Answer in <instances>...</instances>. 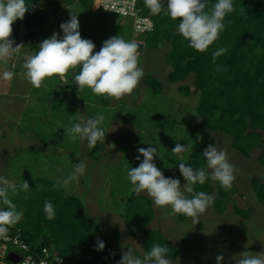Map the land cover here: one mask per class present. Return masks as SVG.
Instances as JSON below:
<instances>
[{"label":"rangeland","instance_id":"obj_1","mask_svg":"<svg viewBox=\"0 0 264 264\" xmlns=\"http://www.w3.org/2000/svg\"><path fill=\"white\" fill-rule=\"evenodd\" d=\"M66 7L69 8L56 21L63 19L65 22L70 19L71 12H75L79 18L81 37L92 40L96 45L95 51H99L103 42L113 36L120 35L129 42L138 40V34L135 36L127 19L113 17L99 7L90 10L77 8L82 7L81 4ZM55 24L49 18L37 29L41 40L47 39L52 31H58L63 36L61 28H55ZM22 44L25 47L29 45L27 41ZM169 50V44L158 49L144 48L139 56V66L144 70L140 83L131 93L114 98L108 107L103 103L104 96H97L87 88L78 92L74 84L78 67L64 74L65 82L59 75L45 78L40 87H34L26 80L25 84H29L32 94L27 104L28 112L35 118L32 121L33 130L38 138L31 141L33 147L27 144L13 157L10 153L0 152L4 156V161L1 160L4 165L0 163V177L10 182L9 187H22L24 181L29 184L41 177L63 184V179L71 174L74 165L86 162V172L79 177V181L68 184L69 187L63 186L68 195L76 194L83 201L88 214L102 225L112 250L120 255L127 250V246L134 247L138 255L144 252L140 238L131 237L127 228L123 227L126 226L125 221L120 219L128 198L134 194L147 196L146 192L136 193L127 179L128 170L140 163L136 159L140 147L147 148L149 144L156 147V166L165 177L179 178L181 186L185 184V179L179 171V163L187 164L193 151L205 150L209 144L227 149L228 160L236 169L234 183L243 194L235 197L234 201L243 209L260 207L251 186L253 178L264 182V168L256 162L259 152L244 157L232 148L231 137L206 128L196 111L199 95L194 92L193 76L185 82L192 87L191 96L182 93L180 84L172 83L168 78L171 70L166 60ZM149 73L162 84V94H153L146 84L145 78ZM94 114L104 117L106 137L105 143L99 142L97 152L91 154L92 148H89L87 140L73 139L67 134V129L78 122L79 116ZM177 143L192 146V151L182 154L183 161L170 153ZM165 211L168 210H160ZM160 212L157 213L155 226H166L165 237L181 251V256L172 259V264H217L218 255L224 257L221 264H236L235 258L240 253L264 252L263 206L250 220L239 219L232 214L220 216L210 207L197 221L189 222L172 219L168 212L163 217ZM155 226L153 224L151 228ZM115 230L120 233V242Z\"/></svg>","mask_w":264,"mask_h":264},{"label":"trees","instance_id":"obj_2","mask_svg":"<svg viewBox=\"0 0 264 264\" xmlns=\"http://www.w3.org/2000/svg\"><path fill=\"white\" fill-rule=\"evenodd\" d=\"M61 1L69 5L76 0ZM80 1L85 5L95 4L94 0ZM43 2L57 5L58 0H27L31 16L25 40L35 52L42 42L35 29L48 20L38 7ZM166 7V0L159 14H154L148 4L144 7V14L150 16L154 23V30L137 36L135 34L138 40L134 41L142 42L145 48L150 49L169 44L166 58L171 68L169 80L180 84L179 90L191 96L192 87L185 82L193 76L194 92L199 95L196 111L206 128L231 137L232 148L244 157H251L258 151L257 162L264 168V0H234L235 10L225 17V30L205 52H198L189 46L188 41L176 30L178 21L170 20L165 14ZM13 33L15 40L17 29ZM220 47H226L227 52L213 62L212 52ZM218 65L221 71L216 70ZM145 82L153 94H162V84L153 74H147ZM113 99L104 96V105L108 107ZM98 146L99 142L90 153L95 154ZM203 151H193L187 165L204 167ZM251 182L258 202L264 206V183L259 178H253ZM28 185L27 190L23 186L9 187L10 198L23 211L22 219L9 228L20 230L24 239L34 248L37 245L39 249L53 248L66 264H118L122 255L112 250L102 225L88 214L79 197L68 195L63 184L49 178L41 177ZM194 188L195 191H205L214 197L212 207L219 215L226 214L234 203L233 211L237 216L247 220L254 214L252 208L243 209L234 201L238 194L234 182L228 190L222 188L219 182L211 180L203 185L196 184ZM45 201L54 204V219L46 217L43 210ZM125 206L121 217L126 222L129 235L140 238L144 251L149 250L154 243H161L168 244L169 258L181 256V251L170 239L148 228L154 219L150 198L134 194L128 198ZM178 220L189 222L194 219L178 214ZM115 236L120 242L121 236L116 230ZM98 240L105 241L103 251L95 250Z\"/></svg>","mask_w":264,"mask_h":264},{"label":"clouds","instance_id":"obj_3","mask_svg":"<svg viewBox=\"0 0 264 264\" xmlns=\"http://www.w3.org/2000/svg\"><path fill=\"white\" fill-rule=\"evenodd\" d=\"M146 2L154 14H159L165 4V0ZM166 6L165 14L170 20L178 21L175 25L177 32L198 52L207 51L219 38L226 27L225 17L235 10L234 0H215L214 3L212 0H166ZM28 10L27 0H0V61L21 54L25 48L10 37L13 23L23 20ZM60 28L62 37L54 33L39 44L38 51L23 61V74L32 86L40 87L45 78L55 75L63 77L70 69L77 67L79 72L74 75V84L78 92L87 88L97 96L119 99L131 93L140 83L144 70L139 66L141 52L138 51L140 45L136 41L129 42L120 35L113 36L103 42L99 51H95V43L81 37L79 18L75 12H71L70 19L62 22ZM226 52V47L213 51V62ZM216 70L221 71V66L218 65ZM14 75V71L6 70L0 74V79L10 81ZM77 120L67 129L68 135L73 139L87 140L89 148L95 147L97 142L105 143L102 115H81ZM137 151L139 155L136 159L140 163L137 167H131L127 174L133 190L136 193L146 192L157 208L169 209L172 215L183 214L197 221L214 203V197L205 191H195L194 186L211 180L219 182L222 188L228 190L236 179V169L228 160L227 149H221L216 144H209L203 151L204 167L193 168L183 162L179 163V171L186 181L183 186L179 178L165 177L156 166V147L149 144V147H140ZM189 151H192L190 144L177 143L170 153L183 161L182 154ZM86 169V162H79L62 183L67 186L74 181L78 182ZM9 185L10 182L0 177V236L7 234L9 226L15 225L23 217V211L18 209L9 196ZM23 188L29 189L26 181ZM186 193L192 195L189 197ZM43 210L48 219L55 218V206L51 201H45ZM125 248L127 250L122 253L118 264H172L168 244L154 243L142 255L136 254L132 246ZM104 249L105 241L98 240L95 250ZM237 257L236 264H264V252L245 251ZM223 259V255H218L217 264H221Z\"/></svg>","mask_w":264,"mask_h":264},{"label":"crops","instance_id":"obj_4","mask_svg":"<svg viewBox=\"0 0 264 264\" xmlns=\"http://www.w3.org/2000/svg\"><path fill=\"white\" fill-rule=\"evenodd\" d=\"M93 2L95 4L85 5L82 3V1L76 0L74 3L68 5L67 3H63L61 0H58L57 5H54L51 2H43V3L38 4V7L41 9L42 14H44L48 17V20H49V18H51V19H53L54 22H56L55 28L56 27L58 28V27H60V25H58V24H61L63 22V19H60L58 21H56V20L58 19V17L64 15V11L69 8L66 6H75L76 7V6L81 4L82 7H77L80 10H82V9L90 10V9H94L95 7H99V5L95 1H93ZM75 7H73V8H75ZM30 16H31V10L29 8V10L25 13L24 19L23 20H17L12 25L13 31L15 29H17V31H18V36L15 39L17 44H22L26 41L25 37L29 33L27 24H28ZM39 27H42V25ZM23 28L24 29L26 28V29L24 30ZM38 28L35 29V32H37ZM13 31H12V35L10 37L11 39H14V37H15ZM54 33H60V32L52 31L51 34L48 35V37H47V35H43V36L50 38ZM62 34H63V32H62ZM36 35H37V33H36ZM41 41H43V40H41ZM24 52L26 54H24ZM33 53H35V51L32 49V47L30 45H28L27 47H25V49L22 50L21 54L16 55L7 61H0V74H2L6 70H11V71H14V73H15L13 79L10 81H4V80L0 79V152L10 153V157H13L16 154H18L20 152V149H24L23 146H25L27 144H29L28 147H33L32 142L36 138H38L37 136L35 137V133L33 130L34 126H33L32 121L35 118H32L29 115L28 111H30V109H28L29 107H27L29 100L32 99V94H30V88L31 87H29V84H25V81L27 79L25 78V76L23 74L24 69L22 68V64H23L24 59L28 55H31ZM9 63H11V66ZM65 81H66V78L62 77V82H65ZM22 125L26 126V127H22ZM37 145L42 147V145H40L39 143H37ZM258 154L256 157V162H257ZM1 160L4 161V156L0 154V163L2 165H4V163H2ZM185 183H186V181H185ZM69 186L70 185H67V187H69ZM74 186H76V185H74ZM251 186H252V182H251ZM236 188H237L238 194L235 197L242 196L243 194L239 190L237 184H236ZM74 190H76V188ZM72 195L76 196V194H72ZM187 195H189V193H187ZM145 197L150 198L148 195ZM235 197H234V199H235ZM257 203L259 204L258 206L261 205L258 202V199H257ZM233 205L234 204L230 205L226 214H232L235 217L240 219L241 217L237 216L234 213ZM261 206H263V205H261ZM153 207H154V219H153V222L150 224L149 228L152 230L159 231L164 236H166L165 235L166 233L164 232V230L166 229V226L160 227V225H159V228L155 226L156 222H157V217H158L157 213L160 212V210H162V209L157 208L154 204H153ZM209 207L213 208L212 205H210ZM260 207H250L254 210V214L252 215L251 218H249L247 220L252 219L255 216L258 208H260ZM167 210H168L167 212L169 213L170 212L169 209H167ZM167 212L165 211V212H160V213L162 214L163 217H166L165 213H167ZM226 214H224V215H226ZM121 218L122 217H120V219ZM170 218L178 219V214H176L175 217L172 214H170ZM122 219H121V221H122ZM125 224H126V222H125ZM153 224L156 228H151V226ZM175 226H176V224H175ZM123 227L127 228V226H124V225H123ZM199 227H201V226H199ZM199 230L201 231V229H199ZM141 245H142V241H141ZM142 249H143V247H142ZM214 258H215V256H214Z\"/></svg>","mask_w":264,"mask_h":264},{"label":"built area","instance_id":"obj_5","mask_svg":"<svg viewBox=\"0 0 264 264\" xmlns=\"http://www.w3.org/2000/svg\"><path fill=\"white\" fill-rule=\"evenodd\" d=\"M100 9L114 17L131 22L135 34H146L154 30L150 16L144 14L146 0H94ZM16 258L11 259L10 256ZM0 264H66L64 259L53 250L39 249L28 243L20 230L9 228L7 234L0 236Z\"/></svg>","mask_w":264,"mask_h":264},{"label":"water","instance_id":"obj_6","mask_svg":"<svg viewBox=\"0 0 264 264\" xmlns=\"http://www.w3.org/2000/svg\"><path fill=\"white\" fill-rule=\"evenodd\" d=\"M137 43L140 45V47L138 48V51L141 52V53H143L144 52V48H145V44L142 43V42H137ZM10 258L16 260V258L13 257L12 255L10 256Z\"/></svg>","mask_w":264,"mask_h":264}]
</instances>
